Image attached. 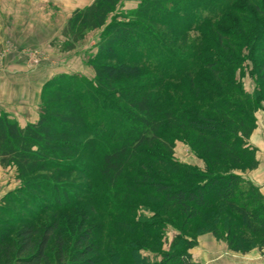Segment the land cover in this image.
Masks as SVG:
<instances>
[{"label":"trees","instance_id":"16d2710c","mask_svg":"<svg viewBox=\"0 0 264 264\" xmlns=\"http://www.w3.org/2000/svg\"><path fill=\"white\" fill-rule=\"evenodd\" d=\"M123 1L95 0L72 13L54 45L70 53L90 33L102 30L97 53L89 60L95 79L77 81L62 74L47 82L36 123L22 127L0 111V165L13 167L32 195L44 189L38 186L42 182L65 185L67 173L81 170L78 160L84 150L104 148L101 172L109 184H130L135 195L142 190L149 198L156 196L146 206L163 218L140 220V226L124 221L128 231L143 233V248L133 241L130 251L109 252L108 259L114 258L117 264L126 254L132 256L133 264H195L190 251L197 245V235L204 232L224 240L233 252H264V194L243 176L259 164L257 149L248 141L257 128L255 114L264 102V28L257 30L249 49L259 63V86L249 94L237 77L241 67L230 56L213 52L203 58L190 57L191 64L205 66L210 73L201 83L194 81L189 69L172 70V63L176 66L181 60H176V49L169 46L172 40L165 43L164 38L191 17L194 0H141L136 9L116 13ZM254 10L264 14L258 5ZM221 11L213 12L215 18L203 26H211L218 48L235 53L237 44L252 35L247 28L252 22L239 17L231 28L220 26L217 22L228 12L241 13L231 2ZM191 30L186 25L184 31ZM161 46L171 55L165 64ZM177 56L185 59L183 54ZM146 70L160 81L155 78L119 89L109 84L140 78ZM184 72L187 84L171 85ZM159 88L169 101L159 103L158 95H152ZM177 141L185 142L205 162L204 170L173 157ZM194 225L190 238L187 234ZM169 227L177 234L169 251H163L164 232ZM56 231L48 227L40 235L32 228L24 229L23 242L15 249L0 229V264H49L47 249ZM91 237L89 232L81 234L77 246H85L70 255L60 248V264H101L95 247L88 244ZM155 240V249L144 245ZM142 250L154 257L145 256Z\"/></svg>","mask_w":264,"mask_h":264},{"label":"rangeland","instance_id":"374dc122","mask_svg":"<svg viewBox=\"0 0 264 264\" xmlns=\"http://www.w3.org/2000/svg\"><path fill=\"white\" fill-rule=\"evenodd\" d=\"M36 1L37 0H35L36 5L32 6V8H35L33 14L40 13L43 15L42 11H45L48 21L53 20L55 22L53 31H45L42 27L34 31L33 29L36 26L32 25L31 31H29V33H24L26 31L24 29L25 24L23 23H25V20L28 18L19 10V8L24 7V5L18 6L24 4V2L22 0L0 2V9H9L11 11V13L7 14L5 17L7 23L9 22L8 26L1 28L4 39L1 40L0 45V84L13 82L21 78L26 79L25 76L30 77L31 75L39 74L40 71L52 73L53 77L47 82L56 79L62 74L71 75L77 78V81L82 78L88 79L91 82L94 81L95 70L89 64V60L97 53V44L100 40L102 30H98L100 34L97 36L90 33L85 39L86 41L84 40L79 43L76 50L81 52V56L76 55V57H78L77 59H79V63L77 64L75 62L77 61L76 57L70 54L72 58L68 55L69 53L61 52L60 49L54 45L57 39L62 38L63 30L68 23L66 22L64 26L61 25V18L63 20L64 16H62L60 8H56V5L53 3L49 4L44 2L48 4V10H43V7L46 6L41 4L42 0ZM124 1L121 3L116 13H127L136 9L141 0L138 1V4L131 3L128 5ZM194 1V8L191 9V12L189 11L191 17L189 16L187 18V22H185L181 28L173 31L174 33L168 32L164 38L165 43L170 39L172 40L173 44L169 46L171 49H176L177 53L174 54L176 60H181V63L176 66L172 63V70L175 68H182L184 70L189 69L194 72V81L196 83H201L206 80L207 77H210V73L209 71L206 72L205 66L194 63L191 64L188 61L190 57L203 58L208 55H213V52L230 56L237 61L241 67L240 70H238L239 67L237 68L236 73L239 80L243 83L245 91L249 94H254L259 86V71L257 68L259 63L258 61L255 63L254 56L249 53V49L257 30L264 28V14L258 15L254 10L255 5H258L260 9L264 10V0H251L250 3H248L247 0ZM230 2L232 6L236 3L241 13L236 14L230 11L221 18L217 24L231 28L235 26L233 24L234 20L241 17L245 21L248 20L252 22L251 26H247L248 29L252 30V35L247 36L246 41L237 44L238 48L235 53L229 54L217 47V35L212 33L211 26L203 25L215 18L212 13L216 10H222L220 12V14H222L224 8ZM36 9H38L39 12H37ZM243 9L245 12H243ZM199 24L204 28L199 30L197 27ZM186 25L191 26L193 31L191 30L192 32L190 33L184 31ZM248 29H246V31ZM208 38H211V40H208ZM232 41L236 40L233 39ZM94 47H96V51L89 52L93 51ZM162 47L163 46H161L160 49V55L163 57L162 63L165 64L167 61L171 60V55L169 54L170 52H166ZM204 49L206 51H204ZM84 50L85 52L83 53ZM181 54L185 56V59L177 56ZM128 59H131L130 56ZM258 59L260 58H257V60ZM262 59L263 58H261L260 61ZM115 63H117V61L112 62V64ZM155 78L156 81H160V78L157 77L155 73L146 70L140 78L117 83L111 82L109 84L119 89L136 83H144ZM23 79L22 81H26ZM179 79V82H171V85L174 87L176 85L179 86V84L184 86V84H187L189 81L185 72L181 74ZM29 81L33 83L35 79L28 80V82ZM47 82H45V84ZM167 82L170 84L169 81ZM253 89L255 90L253 91ZM152 95H158L159 103H164L167 100L169 101L170 98L168 94L160 88L156 89ZM261 110H264V102L255 114L257 128L248 142L257 149L256 159L258 163L260 162L257 169L262 168V170H264V114L262 113L264 111L261 112ZM0 111L2 110L0 109ZM124 124L129 125L128 122ZM103 156L104 148L102 147L96 150H84L79 157L82 158V160H78L79 162L77 161L79 167H82L80 168L81 170L72 172L71 174L67 173L64 178V180L67 181L65 185L56 186L50 182V185L42 182L38 186L44 189L38 190L36 193H34V191L32 195L29 193V188L27 189L25 186L26 181L18 178L16 170L13 167L4 168L0 165V229L8 235L9 244L15 249H18L23 242L20 234L24 229L32 228L42 235L48 227H56L57 231L55 232L54 239L47 249V254L50 259L49 264H60V248L67 251L69 255L78 249H82L85 245L78 247L77 241L81 234L85 232L92 233L91 240L88 244L95 247L96 253L94 255L98 257L101 264H117V260L114 258H112V260L108 259L109 252L111 253L118 249L126 250V248L130 251V244L133 243V241L135 244L137 243V247L140 246L143 248V241L140 240L143 233L140 234L141 231L139 230L136 232L128 231L129 229H127V225L124 221H131L135 223L136 226H140V220L153 222L158 219L161 221L163 218L161 219L153 210L149 211L146 206V203H148L150 199L154 200L156 196L149 198L143 194L142 190L141 193L135 195L134 190H132V185L130 184L125 186V184L120 182L116 187L110 185L101 172ZM173 157L177 161L186 164H189L188 162L191 159L194 160L198 158L200 161L194 160L193 162L195 163L197 161L196 163H198L200 167L192 164L189 165L201 170H204L206 165L205 162L183 141L176 142ZM248 172H253V170ZM239 173L241 172L239 171ZM38 175H36L35 178L38 177ZM243 176L249 179L245 175ZM41 192L44 193L41 194ZM144 216L150 218H144ZM180 224V222L177 223L178 226ZM195 227L196 225L190 227L189 231H191V233L187 234L189 235L188 237L191 238L194 236ZM169 229L166 231L164 230L166 237L163 239V246H165V242L168 241L167 235L169 236ZM110 232H113L111 238L107 236ZM209 233L213 234L211 232ZM199 235L200 234L197 236L199 237ZM155 242L156 240L149 244L147 243V245L144 243V245L147 248L155 249L157 246ZM108 243H111L112 246H108ZM123 250H118V252ZM142 251V253L147 256L148 251ZM230 253L235 254L236 252L230 250L229 254ZM237 254H239L238 260L245 261L244 264H264V252H261L259 249H256L253 253H247L249 255ZM242 256H244V258ZM252 256L256 257L252 258ZM88 257L90 256L86 258ZM147 257L152 258L150 254ZM131 258L132 256L130 254H126L122 257L123 261L121 259L118 264H133ZM254 259L257 260L255 263L252 262ZM68 262L69 261L65 264Z\"/></svg>","mask_w":264,"mask_h":264},{"label":"crops","instance_id":"0c3cea01","mask_svg":"<svg viewBox=\"0 0 264 264\" xmlns=\"http://www.w3.org/2000/svg\"><path fill=\"white\" fill-rule=\"evenodd\" d=\"M3 1L7 2L8 0H0V2ZM22 1L24 2V4H20L18 6L24 5V7H20L19 10H21L20 12L24 13L28 18L27 20H25V23H23L25 24L24 29L26 31L24 33H29V31H31L32 29V25L36 26L33 29L34 31H36V29L38 30L41 27L45 29V31L54 30L55 22L53 20L48 21L47 13L45 11H42L43 15H41L40 13L33 14L35 8H32V6L36 5L35 0H22ZM94 1L95 0H42L41 4H44L46 6L43 7V10H48L47 7L48 4L46 3L49 4L53 3L56 5V8L59 7L62 16H64L63 20L61 18V25L64 26L76 9H83L91 5ZM138 1L140 0H125L124 2H126V4L128 5L131 3L138 4ZM36 2H38V0ZM36 10L37 12H39L38 9ZM9 13H11L9 9H5V10H3V8L0 9V45H1V40L4 39L2 35L3 31L1 30V28H5V26H8L9 22L7 23L5 17ZM99 32L100 31H95L92 32L91 34L97 36L100 34ZM94 51H96V47H94L93 51H89V52H94ZM84 52L85 50L83 51V53ZM70 54H72L73 57H76V55L81 56V52H79L78 50L74 51L73 53H69L68 55ZM77 58L78 57H76V59ZM78 60L79 59L75 61L77 64L79 63ZM40 73L36 75L35 74L31 75L30 77L25 76L26 79L23 78L17 79L18 81L17 80L13 81L15 80L13 79L12 80L13 82H6L0 84V109L3 112L9 114L10 118L18 122L22 127L31 123H36L39 120L40 117L39 106L41 104L42 87L44 86L45 82H47L53 77L51 72L47 73L46 71L44 72L40 71ZM22 79L26 81H22ZM31 79H35V81L33 83H30V81L28 82V80ZM254 90L255 89H253V91ZM262 111L264 110H261V112ZM262 113L264 114V112ZM194 160L200 161L198 158H195ZM194 160L191 159L189 162L188 161L187 162L189 164L200 167V165L196 163L197 161L195 163L193 162ZM243 175L248 177L249 180L252 181L255 185L259 186L261 188L262 193L264 194V170H262V168H258L257 170L255 169L253 170V172H248L245 174L243 173ZM169 228H170L169 236L167 235L168 241L165 242L164 244L165 246H163V251H169L170 245L177 234V231L173 227H169ZM197 243L198 244L191 250L193 258L195 259L193 260L195 261L196 264H228V263L244 264L245 263V261L238 260L239 254L237 253L229 254L230 249L228 248L227 243L222 240L221 241L218 240L213 234H210L209 232H204L200 234L199 237H197ZM255 250H252L251 253L255 252ZM149 254L152 257H154L153 253L147 252V256ZM242 257L244 258V256ZM254 257L256 256H252V258ZM255 261L257 260L254 259V261L252 262L255 263Z\"/></svg>","mask_w":264,"mask_h":264}]
</instances>
